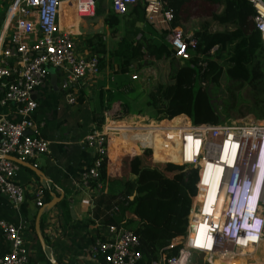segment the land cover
Segmentation results:
<instances>
[{
	"label": "built area",
	"instance_id": "obj_1",
	"mask_svg": "<svg viewBox=\"0 0 264 264\" xmlns=\"http://www.w3.org/2000/svg\"><path fill=\"white\" fill-rule=\"evenodd\" d=\"M140 0H9L5 25L6 38L0 40V103L13 106L16 119L0 120V193L15 206L24 203L26 191L17 181L21 167L6 161V156L29 162L49 154L50 143L43 137L44 122L34 115L38 103L35 91L50 77L55 69L61 79V91L65 103L74 107L86 94L92 80L101 73L100 60L94 55H82L76 34L61 26V14L72 8L79 22L87 24L95 19L98 8L109 3V9L120 17L127 16ZM255 12V26L264 42V0H244ZM145 19L151 25H166L167 41L174 51V58L191 61L197 51L198 40L186 35L180 28L172 29L173 16L166 10L165 0H142ZM163 28V27H162ZM140 36L138 37V39ZM198 67L205 70L207 63L199 59ZM133 81L139 79L132 76ZM121 105L116 104L105 113L101 130H94L84 140L94 153L88 170L75 184L77 188L102 194L104 184L100 171L104 158L110 153L109 143L113 131H119L115 142L133 146L141 153L149 152L153 162L175 164L185 170L197 172V193L192 199L185 237L175 239L167 251L178 249V254L152 264H190L192 254L200 253L208 264L219 257L237 256L251 259L238 243L246 236L257 239L255 256L264 238V226L251 216L245 206L239 207L238 196L247 186L250 191L256 172V157L264 141V121L253 115L240 119H228L220 124L195 125L186 117L178 124L173 121L149 122L147 119L133 122L121 118ZM128 118V117H127ZM177 119V118H176ZM123 127V129H121ZM121 129V130H119ZM163 150L155 157L156 143ZM190 150L192 155H187ZM217 191L213 193L215 179ZM94 184V186H93ZM93 186V187H92ZM228 192V193H227ZM93 202V200H91ZM37 208H43L45 194L39 188L35 195ZM264 222V207L261 208ZM94 222L99 223L98 220ZM207 229L211 248L199 249L194 243L200 228ZM106 234L94 239L91 255L105 264H145L139 239L124 227L105 226ZM0 231L8 244V251L0 257V264H32V246L27 240V230L4 220ZM250 257V258H248Z\"/></svg>",
	"mask_w": 264,
	"mask_h": 264
},
{
	"label": "trees",
	"instance_id": "obj_2",
	"mask_svg": "<svg viewBox=\"0 0 264 264\" xmlns=\"http://www.w3.org/2000/svg\"><path fill=\"white\" fill-rule=\"evenodd\" d=\"M165 4L173 16L172 29L190 20V9L195 4L211 11L192 31L198 40L194 58H174L168 31H159L146 22L142 0L125 17L99 7L98 15L105 16V32L86 41L90 54L100 60L97 92L93 102L86 103L82 96L70 109L78 116L80 128L89 133L101 130L105 113L118 103L122 119L143 114L149 122L174 120L178 124L184 120L181 116H186L195 125H216L253 115L264 121V42L256 29L251 5L244 0H165ZM125 25L127 33L122 44L108 50L106 37L118 40ZM199 59L207 63L205 70L197 66ZM135 73L143 76L141 82L128 83ZM114 77L126 79L116 84ZM142 96L146 102L137 114ZM115 139L111 136L110 153L101 167L104 190L94 200V218L105 226L133 232L139 239L145 264L159 262L163 255H177L178 249H167L175 239L187 235L192 199L197 193V172L175 164L155 163L149 152L141 153ZM162 150L157 142V159L164 158L160 156ZM115 159L120 161H116L117 167L112 164L110 172L124 177L109 176L108 165ZM43 191L48 204L55 188ZM37 214L38 211L35 218ZM40 226L44 235L43 219ZM44 239L46 251L38 244L41 261L51 264V246L45 236ZM190 264L208 263L204 255L193 253Z\"/></svg>",
	"mask_w": 264,
	"mask_h": 264
},
{
	"label": "crops",
	"instance_id": "obj_3",
	"mask_svg": "<svg viewBox=\"0 0 264 264\" xmlns=\"http://www.w3.org/2000/svg\"><path fill=\"white\" fill-rule=\"evenodd\" d=\"M8 4L9 0H0V40H5L7 35L5 25L8 16ZM64 11L66 12L61 14L62 28H68L76 36L82 35L85 30L89 31L91 22L84 24L76 20L72 8H65ZM3 17H6L4 21ZM100 21L94 30L103 29L104 32V19ZM79 49L82 55H90L88 46H79ZM104 72L109 73V70ZM51 76L57 78L56 87L51 82ZM132 76L131 74V80H128V83L133 82ZM125 79L124 77L119 79L114 77L112 81L119 84ZM88 88L84 95L85 102L91 103L97 92L98 78L92 80ZM33 97L38 103L34 117L37 121L45 123L42 134L50 143V152L35 161L26 162L38 169L41 175H37L25 167H21L17 173L16 181L26 191L23 204L15 206L11 200L0 193V221L4 220L24 226L27 230L26 238L32 246V264H44L41 261L42 255L38 247L35 229H33L36 221L35 214L41 209L37 208L35 204V195L39 188H55V194L52 198L63 199L53 209L46 210L42 217L44 221L43 236L46 237L51 246L49 254L55 258L58 264H105V262L95 259L91 255L94 239L106 234L105 225L100 220H98L99 223L94 222L96 220L93 216L94 200L99 194L77 188L75 185L93 162L94 153L84 144L85 138L90 134L89 130L80 128L78 116H75L70 110L73 107L66 105L57 70L51 69L49 79L35 91ZM14 113L13 106L3 107L0 103V120L3 117L16 119ZM133 121L129 120V122ZM116 132L113 131L111 136L117 138ZM116 161L120 160L115 159L114 163L112 161L109 163L108 174L112 177H124L121 173L111 174L112 164L117 167ZM8 248L9 246L0 231V257L8 251Z\"/></svg>",
	"mask_w": 264,
	"mask_h": 264
},
{
	"label": "rangeland",
	"instance_id": "obj_4",
	"mask_svg": "<svg viewBox=\"0 0 264 264\" xmlns=\"http://www.w3.org/2000/svg\"><path fill=\"white\" fill-rule=\"evenodd\" d=\"M193 6H195V8L190 9V10H192L190 20L187 22L185 21L183 23V25L181 27H179L186 35L193 34L192 31L198 29V26L201 22V19L203 17H206L211 12L210 10L206 9L207 7H204L202 5L195 4ZM193 6H191L190 8H192ZM102 8L105 10H108L109 9L108 2L103 3ZM103 16L104 15L100 16L97 14L95 19H93V21L91 22L92 24H90L92 27L89 25V28H88L89 31L85 30L82 35H78L76 37V41H77L78 46H84V47H85V45L87 46V44H86L87 39L92 37L97 32L94 30V28L98 27V24L101 22L100 21L101 19H104ZM146 22L149 23L147 20H146ZM152 26L159 31H162L166 28L165 24L161 25L160 23H156V25H152ZM78 27H79V25H78ZM103 28H104V32H105V26H103ZM89 32H94V33H89ZM126 33H127V29H126V25H125L124 29H123V34H122V36L119 37L118 40L114 41V40H111L109 37H106L107 49L112 50L113 48H117V46H120V44H122L121 42L124 41V37H126ZM135 74L139 76V79H137V81L141 82V79L143 76L142 75L140 76L139 73H135ZM145 102H146V98H145V96H142L140 99V102L138 103V107L136 108L137 114L142 110L141 108H144ZM131 119L142 121L143 119H147V118L143 114H138L136 116V118H131ZM131 119L126 118V120H131ZM251 243L255 244L254 242H251ZM248 258H250V257H248ZM244 263L245 264H264V238H263V241H262V243L258 249V253L256 254V256L254 254V255H252L251 259L246 258V261L243 262V264ZM232 264H235V262H232Z\"/></svg>",
	"mask_w": 264,
	"mask_h": 264
},
{
	"label": "clouds",
	"instance_id": "obj_5",
	"mask_svg": "<svg viewBox=\"0 0 264 264\" xmlns=\"http://www.w3.org/2000/svg\"><path fill=\"white\" fill-rule=\"evenodd\" d=\"M249 186L245 187L240 195L233 194V202L237 200L239 207L245 206L251 212V216L256 219L263 228L264 222L261 220V208L264 207V141L261 142L256 157V172L254 174L253 185L248 191ZM228 193V192H227Z\"/></svg>",
	"mask_w": 264,
	"mask_h": 264
},
{
	"label": "bare ground",
	"instance_id": "obj_6",
	"mask_svg": "<svg viewBox=\"0 0 264 264\" xmlns=\"http://www.w3.org/2000/svg\"><path fill=\"white\" fill-rule=\"evenodd\" d=\"M182 121V120H180ZM118 135H120L118 133ZM187 155H192L190 150H187ZM219 179L216 178L213 186V195L216 193L217 188L216 185L218 184ZM257 239H254L253 237L246 236L242 238L240 241H238L241 246L245 248V253L249 255H254L256 251V244H257ZM251 242H255V244H252ZM194 243L199 246L198 248L203 250L205 247L206 251H209V248H211V240L207 237V229L205 227L200 228L199 233L196 236H194ZM246 261V258H240L237 256H226V257H219L214 261V264H232V262H235V264H243V262ZM245 264V263H244Z\"/></svg>",
	"mask_w": 264,
	"mask_h": 264
},
{
	"label": "water",
	"instance_id": "obj_7",
	"mask_svg": "<svg viewBox=\"0 0 264 264\" xmlns=\"http://www.w3.org/2000/svg\"><path fill=\"white\" fill-rule=\"evenodd\" d=\"M93 21V20H92ZM90 21V22H92ZM97 34H102L103 33V29H100L96 32ZM50 73H51V70H50ZM51 79H52V84L53 86H57V78L56 77H53L51 76ZM6 161H10V162H13L17 165H19L20 167H25V168H29L30 170H32L35 174L37 175H41V173L38 171V169H36L34 166H32L31 164L29 163H26L24 161H21L19 159H17L16 157H13V156H6L4 158ZM63 198H54L50 203L46 204L43 208H41L38 212V215L36 217V221H35V234H36V237L38 239V242L41 246V248L46 251L47 249V246H46V242H45V239H44V236L42 234V231H41V219L45 213L46 210H51L53 209L54 207H56L61 201H62ZM50 263L51 264H58V262L55 260V258L53 256L50 257Z\"/></svg>",
	"mask_w": 264,
	"mask_h": 264
}]
</instances>
